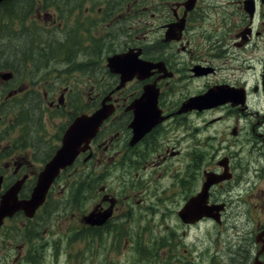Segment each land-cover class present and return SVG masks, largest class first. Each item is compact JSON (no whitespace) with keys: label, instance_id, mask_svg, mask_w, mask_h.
<instances>
[{"label":"flooded vegetation","instance_id":"af4514ba","mask_svg":"<svg viewBox=\"0 0 264 264\" xmlns=\"http://www.w3.org/2000/svg\"><path fill=\"white\" fill-rule=\"evenodd\" d=\"M14 8L66 34L32 50L5 42L18 65L41 62L27 82L0 80V201L25 176L27 197L75 113L105 97L114 110L51 185L54 228L42 230L43 206L6 217L0 261L42 264L65 237V264H264V0H3V34ZM126 51L133 77L117 89L107 59ZM209 88L211 107L182 110Z\"/></svg>","mask_w":264,"mask_h":264},{"label":"water","instance_id":"95a60500","mask_svg":"<svg viewBox=\"0 0 264 264\" xmlns=\"http://www.w3.org/2000/svg\"><path fill=\"white\" fill-rule=\"evenodd\" d=\"M124 63L125 62H121L119 65L122 69L128 67V65H124ZM129 76V70H123V77L128 78ZM205 97L207 100H209L210 92H208ZM107 112L108 111H106L105 108H101L93 115L80 117L79 119L75 120V122H73L66 133V138L72 139L73 149H75V147H78L83 140H87L95 133L98 125L107 115ZM73 156L74 152L71 153L70 151H67V149H64L61 153H59L58 156L54 160H52L47 165L46 169L42 172L39 183L33 192L32 198L27 201H17L8 198L2 205L4 212L7 210H12L14 208H24L28 210L29 214L34 212L38 205L43 201L47 189L54 176L58 172L59 168L65 164L72 162L74 158Z\"/></svg>","mask_w":264,"mask_h":264},{"label":"bare ground","instance_id":"6f19581e","mask_svg":"<svg viewBox=\"0 0 264 264\" xmlns=\"http://www.w3.org/2000/svg\"><path fill=\"white\" fill-rule=\"evenodd\" d=\"M6 40H8V37H6ZM117 185H118V183H117ZM117 185H115V186H117ZM59 245H60V253L63 254V255H66V252L69 249V245H68V242H67L65 237H62V239L59 240ZM115 252H116L117 255H119L121 257H129V254L127 252H125V251H123V250H121L119 248H116Z\"/></svg>","mask_w":264,"mask_h":264},{"label":"rangeland","instance_id":"374dc122","mask_svg":"<svg viewBox=\"0 0 264 264\" xmlns=\"http://www.w3.org/2000/svg\"><path fill=\"white\" fill-rule=\"evenodd\" d=\"M113 185H117V182H113ZM42 217L43 218H51V217H57V216L55 214L47 212V213H43ZM60 259L62 260V257Z\"/></svg>","mask_w":264,"mask_h":264}]
</instances>
